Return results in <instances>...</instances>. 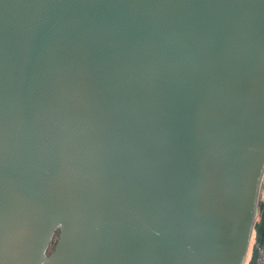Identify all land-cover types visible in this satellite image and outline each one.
<instances>
[{
    "label": "water",
    "instance_id": "95a60500",
    "mask_svg": "<svg viewBox=\"0 0 264 264\" xmlns=\"http://www.w3.org/2000/svg\"><path fill=\"white\" fill-rule=\"evenodd\" d=\"M263 179L264 0H0V264H245Z\"/></svg>",
    "mask_w": 264,
    "mask_h": 264
},
{
    "label": "trees",
    "instance_id": "16d2710c",
    "mask_svg": "<svg viewBox=\"0 0 264 264\" xmlns=\"http://www.w3.org/2000/svg\"><path fill=\"white\" fill-rule=\"evenodd\" d=\"M257 243H264V203L260 204V215H259V222L256 227L255 231V244ZM257 257V249L256 247L253 248V253L249 264H254Z\"/></svg>",
    "mask_w": 264,
    "mask_h": 264
},
{
    "label": "rangeland",
    "instance_id": "374dc122",
    "mask_svg": "<svg viewBox=\"0 0 264 264\" xmlns=\"http://www.w3.org/2000/svg\"><path fill=\"white\" fill-rule=\"evenodd\" d=\"M263 201H264V189H263V194L261 196V203ZM259 215H260V211H259ZM258 222H259V217H258V220L256 222V225L258 224ZM254 244H255V231L253 232V235H252V238H251V241H250L249 250H248V254H247V258H246L245 264H249V261L251 259L252 253H253V246H254ZM53 245L54 244L51 245V248L50 249H52Z\"/></svg>",
    "mask_w": 264,
    "mask_h": 264
},
{
    "label": "built area",
    "instance_id": "2783aa9c",
    "mask_svg": "<svg viewBox=\"0 0 264 264\" xmlns=\"http://www.w3.org/2000/svg\"><path fill=\"white\" fill-rule=\"evenodd\" d=\"M264 186V179H263ZM257 257L254 264H264V243L259 244L257 247Z\"/></svg>",
    "mask_w": 264,
    "mask_h": 264
},
{
    "label": "crops",
    "instance_id": "0c3cea01",
    "mask_svg": "<svg viewBox=\"0 0 264 264\" xmlns=\"http://www.w3.org/2000/svg\"><path fill=\"white\" fill-rule=\"evenodd\" d=\"M263 203H264V201H263ZM256 246V244H254V246H253V248ZM252 257V256H251ZM251 260V259H250ZM250 262V261H249Z\"/></svg>",
    "mask_w": 264,
    "mask_h": 264
}]
</instances>
